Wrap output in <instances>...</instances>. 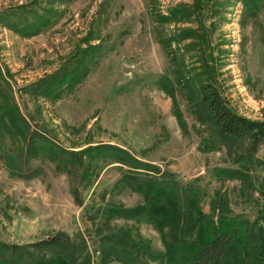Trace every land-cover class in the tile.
<instances>
[{
	"label": "rangeland",
	"instance_id": "1",
	"mask_svg": "<svg viewBox=\"0 0 264 264\" xmlns=\"http://www.w3.org/2000/svg\"><path fill=\"white\" fill-rule=\"evenodd\" d=\"M30 1L0 0V11ZM177 1L191 2L160 0V7L165 10ZM63 8L56 25L30 38L0 24V67L9 72L14 97L34 128L72 150L100 143L119 145L173 172L183 184L201 186L205 212L215 198H226L231 215L254 220L259 200L264 199V143L247 152V143L240 141L236 156L225 146L203 151L206 128L199 126L177 92L187 128L180 129L171 99L158 83L168 74L169 61L154 34L148 0H73ZM89 29L95 30L105 49L83 83L55 102L43 98L35 102L22 91L27 83L58 68ZM213 37L221 39L227 51L221 81L231 106L249 118L264 119V8L254 17L237 2L217 19ZM97 163L90 179H75L53 162L34 157L30 166L38 174L25 180L9 176L0 159V240L27 244L64 233L69 243L83 246L95 264L101 241L98 209L107 201L131 207L142 200L128 188L114 187L123 172L117 164L102 159ZM220 168H235L247 177H220ZM74 187L79 193L76 199ZM111 226H133L155 250L164 251L151 224L114 219ZM117 263L129 264L123 258ZM148 263L164 264V260Z\"/></svg>",
	"mask_w": 264,
	"mask_h": 264
},
{
	"label": "trees",
	"instance_id": "2",
	"mask_svg": "<svg viewBox=\"0 0 264 264\" xmlns=\"http://www.w3.org/2000/svg\"><path fill=\"white\" fill-rule=\"evenodd\" d=\"M72 1L31 0L11 6L0 11V24L30 38L56 25L65 13L64 5ZM237 2L254 17L264 8V0H191L173 2L162 10L160 0H148L154 34L169 61L168 74L158 83L171 99L180 129L187 128L177 92L186 99L199 126L206 128L200 149L213 151L225 146L231 156L239 154L236 144L240 141L247 143V152L264 143V119L236 111L221 81L227 51L213 34L217 19ZM189 22L196 25H184ZM104 49L102 39L89 29L58 68L27 83L22 91L35 102L39 98L53 102L62 99L96 69ZM7 75L9 72L0 67V159L9 176L25 180L35 177L38 172L30 161L36 157L53 162L75 179L80 176L88 180L102 159L123 171L114 187L128 188L142 198L131 207L107 201L98 209L101 241L95 264H118L120 258L129 264H149L148 260L157 259L164 264H264V199L259 200L252 221L231 215L226 198L211 201L207 213L201 205V186L183 184L173 172L161 170L119 145L100 143L78 150L61 146L22 114ZM218 171V176L228 179L247 177L235 168ZM73 193L75 199L79 197L77 187ZM114 219L153 225L164 251L155 250L133 226H111ZM82 247L69 243L64 233L27 244L0 240V264H94Z\"/></svg>",
	"mask_w": 264,
	"mask_h": 264
}]
</instances>
